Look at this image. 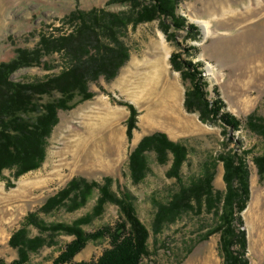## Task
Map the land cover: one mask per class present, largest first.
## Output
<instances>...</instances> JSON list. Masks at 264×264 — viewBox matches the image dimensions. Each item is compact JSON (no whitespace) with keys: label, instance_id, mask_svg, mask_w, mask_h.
Returning a JSON list of instances; mask_svg holds the SVG:
<instances>
[{"label":"rangeland","instance_id":"rangeland-1","mask_svg":"<svg viewBox=\"0 0 264 264\" xmlns=\"http://www.w3.org/2000/svg\"><path fill=\"white\" fill-rule=\"evenodd\" d=\"M105 16L118 25L110 46L116 40L123 44L129 59L114 79L90 83L91 99L59 111L38 169L18 177L15 170L0 173V264H55L75 238L54 228L57 224L84 218L89 222L81 227L87 233L114 227L122 215L116 202H101L108 184V199L130 196L149 232L141 264H224L220 234L202 240L215 226L212 213H186L160 233L154 229L157 205L202 177L207 167L214 192L225 194L223 156L238 157L248 168L250 198L241 213L246 257L249 264H264V0H176L170 8L164 0H0V64L10 63L20 51L40 49L43 37L78 35L73 18L92 24ZM209 18L206 37L196 20ZM172 58L181 70L174 69ZM42 62L52 69L23 67L12 80L43 81L59 73L65 60L54 53L43 55ZM193 68L209 108L217 100L223 104L205 121L200 112L185 108L186 93L196 84L189 75ZM49 100L44 96L40 102ZM227 114L239 123H226L221 115ZM88 121L97 127L93 134ZM156 134L186 150L180 180L167 175L173 163L169 152L162 163L164 156L148 149L145 177L135 183L130 156L143 139ZM83 137L90 142L88 151L74 160L72 150ZM63 191L68 198L53 207L50 201ZM18 232L22 244L15 247L10 241ZM30 240L40 246L29 248ZM109 247L107 236L90 240L67 264H91Z\"/></svg>","mask_w":264,"mask_h":264},{"label":"trees","instance_id":"trees-1","mask_svg":"<svg viewBox=\"0 0 264 264\" xmlns=\"http://www.w3.org/2000/svg\"><path fill=\"white\" fill-rule=\"evenodd\" d=\"M164 1L169 8L176 3V0ZM77 19L73 18V21H77L78 35L43 37L40 49L20 51L17 58L10 63L0 64V173L5 169L15 170L18 177L38 169L45 159L48 139L58 123L59 111L70 110L78 102L91 99L94 94L89 90L90 83L97 82L101 77L114 79L119 69L128 61L129 54L123 44L116 40L112 42L115 47L110 46V41L115 39V32L112 30L118 27L115 18H97L92 24H86L82 18ZM72 40H75V43L70 45ZM54 53H62L65 60L59 73L48 76L43 81L12 80V74L20 68L41 64L46 66V63L42 62L43 55ZM172 61L174 69L181 70L175 59ZM46 68L50 70L52 66ZM194 71L189 75L196 84L186 93L185 108L188 112H200L201 120L205 121L206 116L214 117L220 113L223 104L217 100L211 103L209 108L210 102L206 100L200 74L198 70ZM55 94L59 97L54 98ZM44 96L50 97V100L42 103L40 101ZM77 97L79 100L75 101ZM221 116L229 125L236 126L239 123L231 115ZM148 149L155 151L161 159L164 156L162 163L167 160L166 152H169L173 156V163L167 175L180 180V169L187 160L186 150L180 144L169 141L164 135L156 134L143 139L130 156L129 168L135 183L145 177L143 153ZM220 161L225 170V194L214 192L213 174L207 167L202 177L193 180L187 187L182 186L169 202L157 205L154 229L156 233H160L165 225L176 222L186 213H212L215 216V226L202 240L219 233L224 264H249L246 257L247 238L241 216L250 198L249 171L238 157L223 156ZM107 189L110 190L109 184L101 190V202L104 199L116 202L120 207L122 219L114 227L94 233H87L82 229V224L89 222L84 218L73 222V225H55L54 228L58 227L75 236L55 260V264L71 263L90 240L106 236L109 238L110 247L91 264H141L147 256L149 232L128 201L130 196L125 194L120 200L114 197L108 199L107 195L112 196V193ZM68 196V191H63L50 203L55 204L53 207L58 206ZM77 208L76 206L74 209ZM20 239L21 233L18 232L10 243L18 247L22 244L19 243ZM28 245L34 249L40 246V242L38 244L37 240H30ZM21 257L25 259L27 255L22 252Z\"/></svg>","mask_w":264,"mask_h":264},{"label":"bare ground","instance_id":"bare-ground-1","mask_svg":"<svg viewBox=\"0 0 264 264\" xmlns=\"http://www.w3.org/2000/svg\"><path fill=\"white\" fill-rule=\"evenodd\" d=\"M223 10V9H222ZM226 10V9H225ZM216 18V17H215ZM213 18H209V20H196V22L202 27V29H203V31H204V34H205V36L206 37H208L209 35H210V33H211V27H212V22H213V20H212ZM155 68V67H154ZM155 72H158L159 71V68H156L155 70H154ZM153 71V72H154ZM150 76H149V74H148V77L147 78H149ZM110 113V112H109ZM96 120V119H95ZM98 124H99V120H98ZM86 126L88 127V131H89V133L90 134H93L94 133V131H95V129L97 128L96 127V125H94V123H91L90 121H88L87 123H86ZM89 134V135H90ZM87 137V136H86ZM89 145H90V142L89 141H87V139L86 138H82V139H80L77 143H76V145H75V148L72 150V156H73V158L72 159H77V158H79L80 156H82V155H84L87 151H88V148H89ZM94 150V149H93ZM54 173V172H53ZM56 173H57V171H56ZM55 175V174H54ZM256 211V210H255ZM252 212V211H251ZM253 213V212H252ZM256 213V212H255ZM255 213H254V216H255V218L258 220V219H260L259 218V215H255ZM253 216V215H252ZM253 219V218H252ZM255 221V220H254ZM253 222V221H252ZM261 231V230H260ZM263 234V233H262Z\"/></svg>","mask_w":264,"mask_h":264}]
</instances>
